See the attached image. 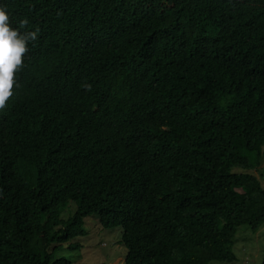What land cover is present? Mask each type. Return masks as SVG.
<instances>
[{"label": "trees", "instance_id": "1", "mask_svg": "<svg viewBox=\"0 0 264 264\" xmlns=\"http://www.w3.org/2000/svg\"><path fill=\"white\" fill-rule=\"evenodd\" d=\"M234 1L0 0L39 29L0 110V264H74L54 251L91 214L122 264L235 259L264 223V0ZM62 9L78 39L46 45Z\"/></svg>", "mask_w": 264, "mask_h": 264}, {"label": "clouds", "instance_id": "2", "mask_svg": "<svg viewBox=\"0 0 264 264\" xmlns=\"http://www.w3.org/2000/svg\"><path fill=\"white\" fill-rule=\"evenodd\" d=\"M234 1V0H228ZM244 0H236L234 2H239ZM88 14V13H86ZM79 17H75V14L71 12L68 16L63 9L58 12H45L41 15L42 29L48 30H58L59 36L57 38H51L54 40L52 42H46V45L64 46L63 41H70L73 39H78L77 31L74 26L70 24V21ZM20 28H25L28 25L27 19L20 20ZM39 29L34 31L21 32L19 28H13L10 23V16L7 12V7L5 5H0V110L7 107V101L14 94V87L17 85V74L24 66V57L28 54L29 48L28 44L34 42L38 39ZM187 36H183L180 40L179 46L184 48V43ZM169 58L177 64H182L184 62H192L191 69H200L201 67V55H191L189 52L184 50L172 51L168 50ZM107 89V88H106ZM109 90V89H108ZM40 98L37 100L39 102ZM74 110H82L79 105L74 106L71 104L66 115V121L68 124V119L70 114ZM70 131V129H69ZM102 195V193H100ZM96 214H91L94 216ZM97 216V215H96ZM99 217L97 220L99 223ZM85 221V220H84ZM100 224V223H99ZM85 225V223H84ZM102 228H106L100 224ZM85 233L83 235L73 236L69 239L66 246H72L71 250H77L83 248V242L75 240L76 237L84 236L87 230L84 226ZM81 243V244H80ZM67 248V247H65ZM69 249V248H67ZM123 256V255H122ZM60 257V256H59Z\"/></svg>", "mask_w": 264, "mask_h": 264}, {"label": "rangeland", "instance_id": "3", "mask_svg": "<svg viewBox=\"0 0 264 264\" xmlns=\"http://www.w3.org/2000/svg\"><path fill=\"white\" fill-rule=\"evenodd\" d=\"M254 172L257 175H263L264 156L261 165ZM84 220L86 235L72 240L82 241L83 248L78 251L71 250L65 248L66 244H63L55 249L54 257H66L74 264H122L121 256L125 254V248L117 242L119 238L112 235L113 231H118L120 237V228H102L99 226L96 215L88 216ZM230 250L235 256L233 261H211L210 264H261L264 254V223L257 230L250 229L246 224L239 226L233 236Z\"/></svg>", "mask_w": 264, "mask_h": 264}]
</instances>
